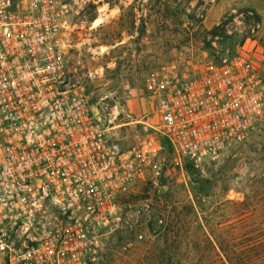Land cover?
Returning <instances> with one entry per match:
<instances>
[{
  "label": "built area",
  "instance_id": "2783aa9c",
  "mask_svg": "<svg viewBox=\"0 0 264 264\" xmlns=\"http://www.w3.org/2000/svg\"><path fill=\"white\" fill-rule=\"evenodd\" d=\"M69 10L66 0H0V264H90L96 232L132 229L120 199L135 158L107 135L82 66L59 46ZM147 82L155 106L139 120L142 157L167 145L176 165L202 167L264 112V70L244 46H213Z\"/></svg>",
  "mask_w": 264,
  "mask_h": 264
},
{
  "label": "rangeland",
  "instance_id": "374dc122",
  "mask_svg": "<svg viewBox=\"0 0 264 264\" xmlns=\"http://www.w3.org/2000/svg\"><path fill=\"white\" fill-rule=\"evenodd\" d=\"M66 2L71 10L59 46L69 63L82 66L85 92L91 106H100L107 135L135 158L132 229L96 232L90 264H145L149 246L180 240L185 247L180 258L187 263L223 264L222 254L206 243L208 228L235 226L263 237L264 112L244 141L202 167L190 161L176 165L167 145L156 155L136 152L144 137L139 120L155 106L147 89L154 74L171 64L193 67L213 46L232 51L244 46L254 66L264 70V0Z\"/></svg>",
  "mask_w": 264,
  "mask_h": 264
},
{
  "label": "trees",
  "instance_id": "16d2710c",
  "mask_svg": "<svg viewBox=\"0 0 264 264\" xmlns=\"http://www.w3.org/2000/svg\"><path fill=\"white\" fill-rule=\"evenodd\" d=\"M187 167V166H186ZM188 167L191 168L190 165ZM197 196H195V199ZM199 203L198 200H196ZM229 202V201H228ZM231 203V202H229ZM244 205V202L236 203ZM199 205V204H197ZM245 229H249L242 224ZM229 228H218L216 230L208 228L204 237L206 243L210 245L216 254H222L223 264H264V236L257 235V231L248 230L247 232ZM247 227V228H246ZM160 232V230H159ZM164 238L169 234V230H163ZM184 240H180L175 245H168L165 241L157 249L147 248L144 253L145 264H189L182 260L180 255L185 247Z\"/></svg>",
  "mask_w": 264,
  "mask_h": 264
},
{
  "label": "flooded vegetation",
  "instance_id": "af4514ba",
  "mask_svg": "<svg viewBox=\"0 0 264 264\" xmlns=\"http://www.w3.org/2000/svg\"><path fill=\"white\" fill-rule=\"evenodd\" d=\"M130 194L131 191L126 194L122 199H120L121 207H122V213L123 214H131V201H130Z\"/></svg>",
  "mask_w": 264,
  "mask_h": 264
},
{
  "label": "bare ground",
  "instance_id": "6f19581e",
  "mask_svg": "<svg viewBox=\"0 0 264 264\" xmlns=\"http://www.w3.org/2000/svg\"><path fill=\"white\" fill-rule=\"evenodd\" d=\"M99 22H100V20L98 19V20H96L95 24H98Z\"/></svg>",
  "mask_w": 264,
  "mask_h": 264
},
{
  "label": "water",
  "instance_id": "95a60500",
  "mask_svg": "<svg viewBox=\"0 0 264 264\" xmlns=\"http://www.w3.org/2000/svg\"><path fill=\"white\" fill-rule=\"evenodd\" d=\"M120 107H122V105L121 104H118Z\"/></svg>",
  "mask_w": 264,
  "mask_h": 264
}]
</instances>
